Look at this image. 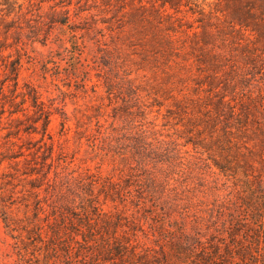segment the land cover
<instances>
[{
    "label": "rangeland",
    "instance_id": "obj_1",
    "mask_svg": "<svg viewBox=\"0 0 264 264\" xmlns=\"http://www.w3.org/2000/svg\"><path fill=\"white\" fill-rule=\"evenodd\" d=\"M242 9L0 0V264H264Z\"/></svg>",
    "mask_w": 264,
    "mask_h": 264
},
{
    "label": "trees",
    "instance_id": "obj_2",
    "mask_svg": "<svg viewBox=\"0 0 264 264\" xmlns=\"http://www.w3.org/2000/svg\"><path fill=\"white\" fill-rule=\"evenodd\" d=\"M162 5L168 6L169 8L175 9L178 4V0H159ZM238 4H242L243 6V14H238V11L233 12V19L236 25H239L241 28L248 30L251 32L254 40L252 43L256 46V41L263 37L264 39V16L259 15L258 13L264 12V0H234ZM259 9L256 11L254 9ZM254 135L257 139L258 150L264 151V124L258 128L257 132H254ZM71 248L69 247V251L67 253L70 254ZM53 251L56 252V249ZM105 255H109V253L119 255L122 251V248L118 246L116 243L111 247V250H99ZM98 251V252H99ZM108 259V258H103ZM56 262H52L51 264H55ZM211 264H231V262H211ZM252 264H257L256 262H252Z\"/></svg>",
    "mask_w": 264,
    "mask_h": 264
}]
</instances>
